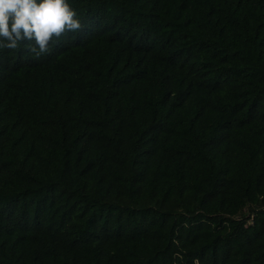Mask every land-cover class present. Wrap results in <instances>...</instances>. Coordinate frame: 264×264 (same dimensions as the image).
I'll return each instance as SVG.
<instances>
[{
  "label": "trees",
  "instance_id": "trees-1",
  "mask_svg": "<svg viewBox=\"0 0 264 264\" xmlns=\"http://www.w3.org/2000/svg\"><path fill=\"white\" fill-rule=\"evenodd\" d=\"M0 50V264H264V0H69Z\"/></svg>",
  "mask_w": 264,
  "mask_h": 264
},
{
  "label": "clouds",
  "instance_id": "clouds-1",
  "mask_svg": "<svg viewBox=\"0 0 264 264\" xmlns=\"http://www.w3.org/2000/svg\"><path fill=\"white\" fill-rule=\"evenodd\" d=\"M81 29L69 0H0V50L23 47L39 58L50 54L60 37Z\"/></svg>",
  "mask_w": 264,
  "mask_h": 264
}]
</instances>
